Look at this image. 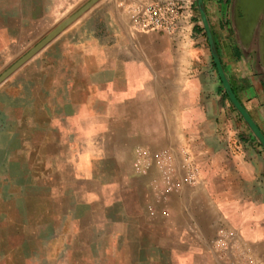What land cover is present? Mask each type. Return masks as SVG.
Instances as JSON below:
<instances>
[{
  "label": "crops",
  "instance_id": "crops-1",
  "mask_svg": "<svg viewBox=\"0 0 264 264\" xmlns=\"http://www.w3.org/2000/svg\"><path fill=\"white\" fill-rule=\"evenodd\" d=\"M24 1L0 0L1 48L19 41ZM48 1L27 7H52ZM131 1L138 0H100L59 38L72 52L46 56L44 94L56 89L59 110L75 111L89 134L61 169L71 184L64 179L59 190L74 198L61 196V243L53 246L52 235L40 261L264 264V149L222 87L196 1L190 30L176 40L136 31L125 8ZM202 3L231 88L264 134V0ZM54 71L64 79L60 89ZM8 118L0 110L1 159ZM62 120L68 143L67 113ZM29 123L37 124L36 113ZM18 133L10 141L20 144ZM185 158L197 169L193 183ZM55 204L45 202L48 213Z\"/></svg>",
  "mask_w": 264,
  "mask_h": 264
},
{
  "label": "rangeland",
  "instance_id": "rangeland-1",
  "mask_svg": "<svg viewBox=\"0 0 264 264\" xmlns=\"http://www.w3.org/2000/svg\"><path fill=\"white\" fill-rule=\"evenodd\" d=\"M85 1L78 0L74 4L68 0H50L49 3L54 2L52 7L38 4L36 8H29V0H25L19 41L16 44L12 40L8 47H0V73ZM71 25L0 85V110L9 117L1 141L4 157L0 158V264H47L40 259L45 257L42 254L46 244L50 243V237H56L53 238V246H60L61 243V224L56 221V216L61 215L60 199L61 196L74 198L72 192H65L64 196L59 190L62 180L67 182L68 178L71 184V175H62L61 169H67L71 153L76 150L77 138L89 132L87 127L83 132V128L78 125L75 111L59 110L61 95L56 93V89H53V93L44 94V88L50 83V77L45 75L50 65L46 56L49 55L50 60L51 56L72 52L62 41H58ZM53 74L54 85L64 82L60 78V71H54ZM19 91L22 94L16 97ZM75 97L70 95L69 99ZM36 104L37 111H34L32 108ZM35 113L37 124L30 126L29 115ZM66 113L69 123L66 133L68 143H61V135L65 134L62 118ZM46 116L51 119V126H44L40 122ZM13 131L19 132L20 144L10 141L9 136ZM45 134L51 136L52 142L44 141ZM31 138L36 141H30ZM18 146L19 162L16 158ZM64 146H67V152ZM50 199L56 203L53 214L48 213L50 208L45 206V202ZM70 209L77 212L78 208ZM50 214L55 221H49L47 216Z\"/></svg>",
  "mask_w": 264,
  "mask_h": 264
},
{
  "label": "built area",
  "instance_id": "built-area-1",
  "mask_svg": "<svg viewBox=\"0 0 264 264\" xmlns=\"http://www.w3.org/2000/svg\"><path fill=\"white\" fill-rule=\"evenodd\" d=\"M194 0L131 1L125 5L131 17L132 27L138 32H159L173 39L183 37L190 30V18ZM184 176L188 182L196 180L197 169L187 158L183 163ZM165 172L163 179H168ZM172 187V183L168 182Z\"/></svg>",
  "mask_w": 264,
  "mask_h": 264
},
{
  "label": "water",
  "instance_id": "water-1",
  "mask_svg": "<svg viewBox=\"0 0 264 264\" xmlns=\"http://www.w3.org/2000/svg\"><path fill=\"white\" fill-rule=\"evenodd\" d=\"M100 0H87L85 1L79 8H77L74 12L69 14L67 17L62 19L58 24H56L43 38H41L35 45H33L27 52H25L22 56H20L15 62H13L9 67H7L4 71L0 73V85L7 80L14 72H16L21 66H23L26 62H28L32 57H34L38 52H40L46 45H48L55 37H57L63 30H65L69 25H71L74 21L80 18L84 13L90 10L96 3ZM197 9L199 12L200 20L202 23V27L204 29L209 48L211 51V56L213 58V62L215 64L218 77L221 81L222 87L231 102L234 109L243 119L253 136L259 142L261 147L264 149V134L257 126V124L253 121L247 110L240 103L235 93L233 92L231 85L224 73L221 62L218 58V55L215 51L214 41L212 37V33L210 30V25L203 8L202 0H195Z\"/></svg>",
  "mask_w": 264,
  "mask_h": 264
}]
</instances>
